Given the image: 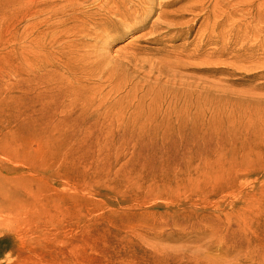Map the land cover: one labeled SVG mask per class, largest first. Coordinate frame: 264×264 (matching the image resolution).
<instances>
[{
    "label": "rangeland",
    "instance_id": "374dc122",
    "mask_svg": "<svg viewBox=\"0 0 264 264\" xmlns=\"http://www.w3.org/2000/svg\"><path fill=\"white\" fill-rule=\"evenodd\" d=\"M199 1L0 0V264H264V0Z\"/></svg>",
    "mask_w": 264,
    "mask_h": 264
},
{
    "label": "bare ground",
    "instance_id": "6f19581e",
    "mask_svg": "<svg viewBox=\"0 0 264 264\" xmlns=\"http://www.w3.org/2000/svg\"><path fill=\"white\" fill-rule=\"evenodd\" d=\"M87 1H93V3L96 4L97 12L98 13H104L105 15H116L121 16L122 10L125 9L128 11L127 14H124V16L128 19L133 16L136 17H146L150 15V13H145V11H149V7H145V5H153L155 0H66V3H68L71 7H77L81 3L87 2ZM198 5H201V8H203L206 5V0H201L197 3ZM192 8H196V6H192ZM188 10H193L190 7H187ZM77 9H74L73 11H76ZM73 19H78L79 17L76 15L72 16ZM147 19V18H146ZM203 40V39H202ZM247 135H245L244 139L246 140ZM215 175V178H221L220 180L211 183L212 190L208 195L202 198H196L194 199L196 202L195 206V212L198 214V210L201 208L202 204L209 203L212 201L215 197L221 198L219 201L220 204H227L229 203L231 206V211L228 213V223L223 224L218 227H216L215 232H241L242 231V224H244L243 220V214H246L248 217L256 218L258 214L252 213V212H244L245 210L237 209V203L242 198H248L253 199V196L251 195L252 192H249L245 189L247 188L246 184L244 185L243 182L247 180V178L251 177L253 172L249 171L246 174L239 175L237 173L229 172L220 169L218 171H213L211 169L204 170V175L202 173H196L195 175H187L183 179V183H186V186L189 188L190 192L195 193L200 191L202 188H204L207 185V181L211 178L212 175ZM262 181H264V177L261 178ZM255 186L252 188V191H254V194H258L261 192V187L258 186L261 183L254 182ZM224 193H227L229 195V198L222 196ZM193 200V201H194ZM192 201V202H193ZM191 202V203H192Z\"/></svg>",
    "mask_w": 264,
    "mask_h": 264
},
{
    "label": "clouds",
    "instance_id": "9594fccd",
    "mask_svg": "<svg viewBox=\"0 0 264 264\" xmlns=\"http://www.w3.org/2000/svg\"><path fill=\"white\" fill-rule=\"evenodd\" d=\"M0 236H2V234H0Z\"/></svg>",
    "mask_w": 264,
    "mask_h": 264
}]
</instances>
